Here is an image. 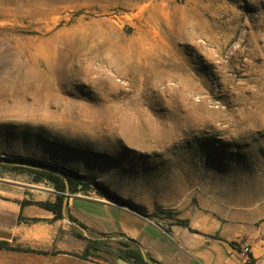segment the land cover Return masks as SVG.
<instances>
[{
    "label": "rangeland",
    "instance_id": "1",
    "mask_svg": "<svg viewBox=\"0 0 264 264\" xmlns=\"http://www.w3.org/2000/svg\"><path fill=\"white\" fill-rule=\"evenodd\" d=\"M0 157L151 217L264 214V0H0Z\"/></svg>",
    "mask_w": 264,
    "mask_h": 264
},
{
    "label": "crops",
    "instance_id": "2",
    "mask_svg": "<svg viewBox=\"0 0 264 264\" xmlns=\"http://www.w3.org/2000/svg\"><path fill=\"white\" fill-rule=\"evenodd\" d=\"M63 194V215L40 202ZM74 218V220L71 219ZM182 218L145 215L92 188L59 192L52 182L0 171V264H111L84 258L87 238L134 240L150 264H264V214L256 209L201 211ZM74 222L84 227L81 230ZM81 230L84 238L76 232ZM196 230V231H193ZM250 244L247 254L243 245Z\"/></svg>",
    "mask_w": 264,
    "mask_h": 264
},
{
    "label": "trees",
    "instance_id": "3",
    "mask_svg": "<svg viewBox=\"0 0 264 264\" xmlns=\"http://www.w3.org/2000/svg\"><path fill=\"white\" fill-rule=\"evenodd\" d=\"M0 165L13 171H28L33 174V179L35 181L43 179L50 181L53 183L54 187L62 193L67 190L66 182H68L69 191L71 192L89 189L93 185L98 193L110 200L123 201L96 180L64 166H57L54 164L48 165L40 160L22 157H0ZM40 167H47V169H41ZM63 199L64 196L61 194L57 196L55 202L46 201L40 202L39 204L55 212L57 217H62ZM71 219L74 220L72 217ZM179 223L184 225L188 224L185 220H179ZM76 234L78 237L84 238L81 230H78ZM0 247H7V244L0 243ZM102 251L114 257L112 264H117L115 259L120 257L127 259L132 264H150L148 260L144 259L139 245L134 240H126L124 238L113 240L111 236H107L106 239L87 238L86 247L80 256L86 258L89 255H98V252Z\"/></svg>",
    "mask_w": 264,
    "mask_h": 264
},
{
    "label": "water",
    "instance_id": "4",
    "mask_svg": "<svg viewBox=\"0 0 264 264\" xmlns=\"http://www.w3.org/2000/svg\"><path fill=\"white\" fill-rule=\"evenodd\" d=\"M41 169H47V167H40ZM66 184H67V190H69V186H68V182H66ZM81 230H83L84 232H87V230L84 228V227H82L81 225H79L78 223H76V222H74ZM112 239H118L117 237H115V236H113V237H111ZM121 238H123V236L121 237ZM141 253H142V255H143V257H144V259H147V255H146V253L142 250L141 251ZM115 262L117 263V264H132L130 261H128L127 259H124V258H116L115 259Z\"/></svg>",
    "mask_w": 264,
    "mask_h": 264
},
{
    "label": "built area",
    "instance_id": "5",
    "mask_svg": "<svg viewBox=\"0 0 264 264\" xmlns=\"http://www.w3.org/2000/svg\"><path fill=\"white\" fill-rule=\"evenodd\" d=\"M250 250V244L245 242L244 245H243V253L244 254H247ZM248 263L251 264L252 263V259L250 257H248Z\"/></svg>",
    "mask_w": 264,
    "mask_h": 264
},
{
    "label": "bare ground",
    "instance_id": "6",
    "mask_svg": "<svg viewBox=\"0 0 264 264\" xmlns=\"http://www.w3.org/2000/svg\"><path fill=\"white\" fill-rule=\"evenodd\" d=\"M120 57V56H119ZM119 59H121V58H119ZM124 60V59H123ZM127 60V59H126Z\"/></svg>",
    "mask_w": 264,
    "mask_h": 264
}]
</instances>
